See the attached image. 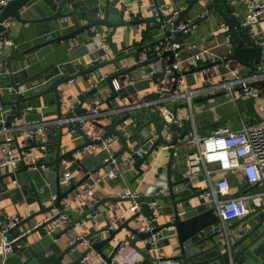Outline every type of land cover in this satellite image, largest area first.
<instances>
[{
    "label": "water",
    "instance_id": "95a60500",
    "mask_svg": "<svg viewBox=\"0 0 264 264\" xmlns=\"http://www.w3.org/2000/svg\"><path fill=\"white\" fill-rule=\"evenodd\" d=\"M170 1L173 3V10L177 11V16L172 22L165 24L156 22L151 26L148 25L138 42L120 50L115 47L112 41L116 29L123 27L129 32L133 25L155 20L152 14L146 18H127L125 11L118 6V4L121 5V0L9 1L0 11V23L4 19H10L9 26L4 27L0 24V42L11 41V44L3 51V65L0 68V103L2 107L8 105L11 108L4 125L10 127L11 122L20 117L21 104L30 105L31 100L40 96H45L46 105L37 114L26 115L25 119L34 118L40 121L49 115H55L56 119L61 118L63 115L60 102V95L63 91L61 86L78 76L88 81L89 74H92L95 79V83L86 92H82L74 83L78 94L77 100L71 107L77 114H84L86 109L81 108V104L89 98L99 96L100 89L105 87L109 89V95L103 100V103L109 107L120 108L117 100L124 98L119 93L122 88L115 90L113 80H117L120 76H130L133 71L138 69L144 71L145 79H150L152 83H160L165 77L172 79L171 93L175 90L177 79L180 76L186 79L188 85H192L195 83L194 75L196 73L228 61H235L241 66L240 74L263 71V64L260 61L261 47L250 36L245 16L239 5L232 7L229 0H210L214 6L210 15L215 13L219 15L221 21L225 23L230 37L226 40L225 33H221L223 36L220 34L211 39L214 42V48H217L218 51L210 50L208 56L210 61L206 64L188 66L186 62H183L181 72L172 69V64L179 58L178 55L185 46L182 34L176 27L186 18L190 9L202 0ZM161 17L163 18V16ZM62 18H77L84 23L74 30L57 34ZM14 24H18L19 29L11 40L10 35ZM96 26L105 27L106 34L103 36L99 32L92 34L91 30ZM26 27L30 28L29 35L22 41V33ZM153 29L161 30L164 36L142 44L148 31ZM82 32H86L87 37L77 48L72 50L74 58L81 60L77 64L71 60L56 63L50 54L65 53L67 49L62 53L57 47L63 41L74 40ZM166 39L170 43L179 44V47L174 50H165L157 55L154 50L155 45ZM131 47L133 48L131 49ZM107 48L109 50L107 59L99 61L100 57L106 55ZM146 48L144 60L130 66H123L122 63L129 57L139 54ZM120 51L126 52L120 53ZM108 65H114L115 70L103 74L100 68ZM167 69H170L171 73H168ZM44 80L46 82L43 83ZM131 80L136 81L133 78ZM251 85L259 87L264 95V79L252 82ZM219 94H204L195 98L194 101L209 100ZM158 97L159 94L152 91L144 97V100H155ZM65 114H69V112H65ZM126 119L128 123L124 125L123 121ZM92 124L100 131V139L92 140L85 130L77 127V132L84 138L83 144L62 153L63 127L50 126L47 132L53 133V142L31 141L28 146L31 149L38 143L40 146L44 145L45 148L40 150L42 158L36 160L26 158L14 170L0 174V201L10 198L13 202L20 201L28 204L30 199H34L38 205V210L31 212L9 229V239H11L13 231L25 234L13 243L17 249L9 253L0 264H88L85 260L92 251L97 252L100 260L105 264H115L112 258L118 253L121 242L115 243L106 252L102 248L114 239L122 227L134 235L129 243L141 256V260L137 264H157L163 259H167L172 264H264L263 209L256 213L253 221H247L250 216L254 215L253 212H248L232 226H223L212 204L199 197L201 189L198 183L204 180V176L199 174L194 177L188 173L185 174V172L177 176L173 175L171 171L173 157L176 150L183 144L180 141L185 137L186 131H181L180 128L175 129L173 124L165 127L162 117L150 110L131 111L120 117L113 115L109 123L104 124L94 120ZM149 124H153L154 133L148 130ZM129 129L132 130V133H129ZM165 129L172 133L170 139L164 137ZM176 130L178 134L175 133ZM55 134L57 135L55 136ZM108 135L113 136L121 144L120 149L115 152L117 156L130 153L131 149H135L156 135L151 148L143 156L136 157L134 168L139 177L145 175L141 165L149 163L148 158L151 156L152 149L157 148L159 144L169 148L166 169L163 170L160 167L156 170L154 183L150 184L145 192L136 199L141 204L140 211L130 218L138 221L140 215H150L151 210L148 204L153 200L156 201L157 212L166 218L164 222L155 227V231H159L161 236L155 248H160L162 246L160 242L165 240L166 244L171 245L174 251L168 258L149 256L143 249L135 245L137 240H145L150 236V233L129 227L127 224L130 219L124 221L119 226L120 229L108 230V226H106L98 230L99 232L107 231L108 236L96 239L83 249L80 244L84 239L89 240L93 234H84L82 238L66 244L58 243L62 234L71 232L81 222L90 221L91 219L87 215L93 213L92 211L99 205L84 210L82 213L75 211L72 207L62 210L63 201L70 197L78 187L90 182L92 176L99 171L109 170L110 165L103 161L101 151L77 154L79 149L91 143L98 144ZM14 140L17 141V138ZM18 153L22 154V149H18ZM63 162L68 163L66 170L69 172H74L77 168H81L85 172L77 182H72L66 189H63L60 183V165ZM41 166L48 167V170L41 171ZM50 177H53V182L50 181ZM159 189L162 191L157 193ZM48 193L52 194L54 198L50 204L44 206L40 195ZM165 201L169 203L163 206L162 203ZM52 210L56 212L49 216L48 220L36 225L39 221L38 216ZM59 214H67L71 220L60 233L48 234L47 227ZM27 230L28 232H26ZM30 234H37L36 240L30 241L28 239ZM152 248L153 246L149 243H145L146 251H151ZM116 264L124 263L116 262Z\"/></svg>",
    "mask_w": 264,
    "mask_h": 264
},
{
    "label": "crops",
    "instance_id": "0c3cea01",
    "mask_svg": "<svg viewBox=\"0 0 264 264\" xmlns=\"http://www.w3.org/2000/svg\"><path fill=\"white\" fill-rule=\"evenodd\" d=\"M141 1V2H140ZM121 0V5L118 4L120 9H123L125 11V17L127 18H146L151 16V0ZM153 2L158 4H164L165 11L164 13L172 12L173 10V3L170 0H153ZM230 6H236L239 5L240 10L243 14H245L244 10V4L243 0H229ZM214 6L210 2V0H202L196 5H194L186 18L184 20H194L196 17L200 14H205L203 18H199L196 20V25L194 28L189 31L188 34H182L183 42H184V48L178 55V59L181 62V68L183 62L187 63L188 66H199L206 64L209 62L210 57V50L211 51H218L217 48H214V42L211 41V39L215 38L216 35H220L221 33H217L215 36H211L210 32L213 29L214 25L221 21V18L217 13L210 15L213 11ZM84 21L79 20L77 18H62L60 20V28L58 29L57 34H63L65 32L74 30L77 26L83 24ZM156 21L152 20L149 23L147 22H141L140 24L133 25L131 27V30L128 32L125 30V28H117L114 35L112 36V41L115 45V47L120 50L127 46H133L136 42H138L146 27L149 25L155 24ZM19 29L18 24H14L12 34L10 35V39L12 40L15 35L17 34ZM253 29L255 31H259L261 29H264V16L259 20V22L255 25H253ZM30 31V28L26 27L23 30L22 33V41L26 39V36L28 37V32ZM101 33L103 36L106 34L107 29L105 27L96 26L91 30V33ZM223 33V32H222ZM226 35V34H225ZM164 34L161 30H149L145 40L142 44H147L152 40L158 39L160 37H163ZM223 36V34H221ZM87 37L86 32H82L79 34L74 40H67L63 41L60 46H58V50L61 52L67 49V51L63 54H50L53 56V60L56 63L64 62L67 60H71L75 64H77L81 59H75L72 50L77 48ZM133 47H131L132 49ZM146 49H143L139 54L135 56L129 57L126 61H124L123 66H127L129 60H134L136 63L140 60L145 59V52ZM222 50V49H220ZM126 51H120V53H124ZM57 54V55H56ZM202 54V58L196 60L195 55ZM49 57V56H48ZM49 59V58H48ZM51 60V59H50ZM184 60V61H183ZM238 67L239 70H241V66L236 63L235 61H228L221 65H218L216 67H210L208 69L202 70L194 75L195 83L192 85H188L187 81L185 79V83L190 88H201L203 89L197 95L193 97L191 107L187 106L186 103H184L182 100H178L177 102L166 100L163 105L166 106L168 109H170L174 114L175 117L178 119H182L181 126L179 127L181 131H186L185 137L180 141L183 143L179 149L176 150L175 155L173 157V161L171 164V171L173 175L177 176L181 173L187 174V169L185 166V158L186 154L191 150V146L188 143V140L190 139L192 132V124L195 125L196 128V134L199 137H204L210 135L215 129L220 127H227L232 131H237L242 128L243 125H262L264 127V95L261 92L260 95L255 99L251 97H244L240 94H238V89L235 88L232 94L229 92L224 91H217V92H209L207 88L208 80L216 79V80H222L226 79L227 72L229 68ZM115 70L114 65H108L103 68H100V71L103 74H107L109 72H113ZM241 75H247L245 73H241ZM131 78L136 79L134 81L133 86H128V81L131 80ZM118 84L122 88L120 95L124 96L122 100H117L120 107L122 106H129L133 105L138 102H144V97L153 91L154 89V83L150 79H145L144 77V71L142 70H135L132 72V75L130 76H120L117 79ZM173 80L170 78L165 77V79L161 82V85L163 86V96L168 97L171 92L170 88L172 86ZM82 90V92H86L90 89V86L95 83L94 76L92 74H89V80L85 81L81 76L76 77L74 80L62 85V93H66L68 96H70L72 99V104L77 100V90L76 85ZM99 96L92 98V99H98L100 101V108L106 112L107 110H110L115 107H109L107 104L103 103V100L109 95V89L107 87L100 89ZM223 92V93H221ZM209 93H220L218 96L204 101H194L195 98H198L204 94ZM91 98L87 99L85 102L81 104V108H85V105L87 102L92 100ZM149 101H152L151 99ZM113 102V100H112ZM182 104V105H180ZM46 105V98L45 96H40L38 98H35L30 101V105H27V103L21 104V115L20 117L14 119L13 126L24 128L28 124H33L37 122H47L52 121L56 119L55 115H49L46 117H43L42 120L38 121L33 119H25L26 115H33L40 112V109ZM11 108L10 106L6 105L2 107V112L5 118L9 115ZM125 113L120 112L118 113V117L124 115ZM186 115H191L193 120L185 119ZM112 117V114L109 112L102 113L99 115L96 120H98L101 123H109L110 119ZM164 122V121H163ZM49 127H46V129L39 133L37 136L36 141L40 142L42 140L43 142H53V133H48ZM67 125L63 126V136H62V143H61V153L65 152L66 150L73 148L74 146H78L80 144H83L84 138L78 133H74L72 135H68L66 133ZM148 130L151 133H154V127L153 124H149L147 126ZM83 129H85V132L89 133V130L86 128V126H83ZM175 129H178V127H175ZM97 130V129H96ZM98 131V130H97ZM129 133H132V130H128ZM171 133L169 130H164L163 134L164 137ZM176 134H178V131H175ZM172 134V133H171ZM57 134H55L56 136ZM31 141H26L23 137L18 136L17 142L15 143V149L18 153V149H22L23 153L27 156V159L29 160H35L37 158H42L41 151H40V145L33 148H29V144ZM164 145L159 144L157 148L163 147ZM111 147L114 152L118 151L121 147V144L118 140L114 139L111 142ZM168 156H169V148L159 153V156L154 157L150 156L148 158L149 163H143L141 165V168L144 169L145 175L143 177H139L136 169L134 166H127L121 169L120 175L113 179H104L98 187L92 192L91 195H87L82 197L79 203L74 202L71 207L79 212L82 213L84 210H88L89 208L95 207L97 204H99L96 209H94L92 212L94 214H97V217L95 219H92L90 221H84L81 222L76 228H74L71 232L67 234H62L61 238L58 240V243L66 244L67 242H71L73 238H76L78 236H82L84 234H93L91 237H89V242H94L96 239H103L108 236L107 231L99 232L98 230L105 228L108 226L109 221L118 213L124 212V218L118 219L117 224L113 227L112 230L118 229L119 226L126 220L130 219L132 214L128 211V208L131 204V199L128 197H124L123 192L125 190L130 191H138L139 193L143 194L147 187L150 184H153L156 180L154 178V174L156 170L160 167H162L163 170L167 167L168 162ZM1 157V152H0ZM52 159V158H50ZM68 166L67 162H63L60 165L61 168V175L62 177L63 173L67 172L66 167ZM216 164H209L208 168L213 170L211 176L209 178H205L202 182L198 183L199 187H207L210 183H213L216 179L220 177H225L229 181L230 184V196L241 194L246 195L247 198L245 200L246 204V210L248 212H253L254 215L250 216L249 221H253L256 213L264 208V184L263 183H257L254 185H248L244 177L242 176L239 169H232L230 171H220L218 170ZM41 171L48 170V167L40 168ZM11 171V169L5 171L4 173H7ZM106 170H101L98 173H96L92 178L97 176L98 174L104 173ZM74 176L73 182H77L84 174L85 172L81 170V168H77L74 172H71ZM51 182H53V177L49 178ZM87 183L82 184L80 187L76 189L70 196L74 195L77 191L81 190ZM62 185V184H61ZM63 186V185H62ZM66 186H63V189H66ZM42 204L44 206H47L48 204L53 201L54 196L52 194H41ZM105 198H111V199H105ZM102 201V202H101ZM169 202L165 201L163 202V206L167 205ZM38 210L37 202L34 199H30V203L25 202H13L10 200V198H4L0 201V219H5L10 216L19 215L23 218L26 217L28 214H30L33 211ZM56 211L52 210L50 212H47L43 215L38 216V220L49 217L53 215ZM158 213V212H157ZM159 214V213H158ZM69 217V220L66 223H63L59 227L55 228L54 233H60L66 225L71 220V217ZM166 217L161 216L159 214V217L154 221L155 226L160 224L161 222L165 221ZM239 218L228 220L224 223H222L223 226H232L237 222ZM131 228H138L139 230L142 227L141 219L139 218L138 221L134 219H130L128 224ZM120 229V228H119ZM109 230V229H108ZM98 231V232H97ZM96 232V233H93ZM20 234L19 231H13L11 233L12 236ZM133 234L126 229L125 227H122L115 235L114 239L111 240L109 244L104 246L102 250L104 252L109 251L111 247L117 243L122 242L125 239L131 237ZM37 234H30L28 236V239L30 241L36 240ZM145 240H137L135 242V245L138 248L143 249V251L148 254L149 256L152 255H159L160 258H168L170 257L174 251L172 249V246L167 245L165 240H162L160 243L162 246L160 248L153 247L151 251L145 250ZM88 244V242L83 241L82 244H80L81 249L85 248ZM17 249L14 247V250ZM13 250V251H14ZM127 255L135 256L136 261L133 262V264H137L141 260V256L137 252V250L129 243L125 246V248L122 250L119 257L116 258L117 263H124L127 261H124ZM88 264H101V260L97 254V252L92 251L89 254V257L85 260ZM0 262H3V259L1 258ZM148 264V263H145ZM157 264H172L167 259H163L161 262H158Z\"/></svg>",
    "mask_w": 264,
    "mask_h": 264
},
{
    "label": "built area",
    "instance_id": "2783aa9c",
    "mask_svg": "<svg viewBox=\"0 0 264 264\" xmlns=\"http://www.w3.org/2000/svg\"><path fill=\"white\" fill-rule=\"evenodd\" d=\"M9 1L12 0H0V11ZM151 1V12L157 23L165 24L172 22L177 16L176 10H172V12L169 13H164V4L155 3L153 0ZM243 4L245 10V23L249 28V34L261 47L260 61L263 64V71L261 73L241 75L238 67L229 68L226 79L208 80L206 86L207 88L205 89H208L209 92L224 91L232 94L234 89L237 88L238 94L244 97L256 99L260 95L261 89L256 86H252L251 83L264 79V29L255 31L253 29V25L257 24L264 16V0H243ZM161 16H163V18ZM204 16L205 14L203 13L198 15L194 20H183L178 23L176 29L179 30L181 34H188L189 31L195 27L196 20L203 18ZM0 24L4 27H7L10 24V19H4ZM222 32L226 34L227 40L230 35L227 33V27L225 23L220 21L214 25L210 34L211 36H215L217 33ZM256 36H258V38H256ZM9 44H11V41H5V43L0 42V68L3 65V51ZM178 47L179 44L170 43L166 39L163 42L155 45L154 50L156 54L159 55L165 50H174ZM108 54L109 50L107 48L106 55L100 57L99 61L106 60ZM201 58L202 54L195 55L196 60ZM135 63L136 62L134 60H129L127 66L133 65ZM172 69L181 72L182 68L179 59L174 61L172 64ZM167 72L171 73V70L167 69ZM44 82L46 81L44 80L43 83ZM161 82L154 83L153 92H157L159 94L157 99L152 101L148 100L144 102H138L133 105L122 106L120 108H112L106 112L100 108V101L98 99H92L85 105L86 112L84 114H77L71 107L73 98L68 96L66 93H61L60 102L63 113L61 118L47 122L43 121L28 124L24 128L13 126V122H11L10 127L4 125L6 118L3 115L2 106L0 103V174L9 169L14 170L22 160L27 158L24 153L19 154L16 152L15 143L17 141L14 140L15 138L21 136L26 141H36L39 133L43 132L46 127L53 125L62 127L67 125L68 128L66 133L68 135L76 133L77 127L85 130L83 129V126H86V128L89 130L91 139L94 140L100 139V131L95 126H93L92 123L102 113L109 112L113 116L118 115L120 112L126 114L136 110H150L154 113H158L162 117L165 127H168L169 124H173L174 127L179 128L181 126L182 119L176 118L175 114L166 106H164L163 103L168 99L174 102L182 100L187 104V106L191 107L193 97L203 89L190 88L185 83V78L180 76L177 79L175 90L168 97H165L163 96V86L161 85ZM127 85L133 86L134 81H128ZM113 87L115 90L121 89V86L118 84L117 80H113ZM65 112H69V114H65ZM185 119L193 120L191 115H186ZM123 123L126 125L128 120H124ZM191 132L192 135L188 140L191 150L186 154L185 158V166L189 175L196 177L199 174H202L204 179L206 177L209 178L213 170L209 169L208 165L216 164V168L223 172L230 171L232 169H239L248 185H254L257 183L264 184V127L262 125H243L242 128L237 131H232L227 127H220L215 129L208 136L199 137L196 134L195 125L192 124ZM171 135L172 134L169 133L166 136V139H170ZM155 137L156 135L135 149H131L130 153H123L118 156L115 155V152L111 147V142L114 140L113 136L111 135L101 139L98 144L91 143L82 149H79L77 152L78 155L101 151L103 153V161L107 162L110 165V168L104 173L98 174L92 178V180L88 182L81 190L65 199L62 203V210H67L74 202L79 203L82 197L91 195L104 179H113L120 175L122 168L134 166L136 163V157L143 156L147 150L151 148ZM44 148V145L40 146V150H43ZM163 149H168V146L152 149L151 156H159V153H161ZM33 159L35 158L33 157ZM41 168H43V166H41ZM73 178V174L67 171L63 173L62 177L60 178V183L63 186L68 187L73 182ZM200 189L201 191L199 193V197L212 204L218 213L221 223L231 219L240 218L247 213L245 204L247 196L241 194L230 196V184L227 178L220 177L213 183H210L207 187H200ZM161 191L162 190L159 189L157 193ZM140 195L141 193L138 191H130L128 189L123 192L122 196L131 199V204L128 208V211L132 215L141 209L140 202L136 200ZM148 205L151 213L148 216L140 215L142 222V227L140 230L150 233V236H148L145 241L151 246L155 247V245L158 244L161 239L159 231H155L156 226L154 224V221L158 215L156 201L153 200L149 202ZM87 217L92 220L97 217V214L90 213L87 215ZM22 218V216L14 215L5 219H0V256L2 259H4L14 250L13 243L23 234H25L20 233L11 236V239L8 238L9 229L14 227L16 223L22 220ZM48 218L49 217L40 219L36 225L45 222L48 220ZM122 218H124V212H120L115 215L109 221L108 229L112 230L117 224L118 219ZM68 220L69 217L67 214H59L57 218L51 221L49 227H47V233H54L55 228L59 227L63 223H66ZM26 232H28V230ZM133 236L134 235L121 242L118 253L112 258V261L115 264L116 258L120 256L122 250L126 245L129 244V241L133 238ZM82 237L83 236H78L73 238L72 241ZM84 241L90 244L87 239H84ZM127 256L128 257L124 259V261H127L125 264H133V262L136 261L135 256ZM156 257L160 258L161 256L157 254ZM101 264H105V262L102 261Z\"/></svg>",
    "mask_w": 264,
    "mask_h": 264
}]
</instances>
